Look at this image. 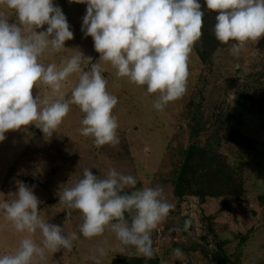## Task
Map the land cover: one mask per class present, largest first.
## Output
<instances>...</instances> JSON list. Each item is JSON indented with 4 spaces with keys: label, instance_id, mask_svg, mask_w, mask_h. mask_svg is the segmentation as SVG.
I'll return each mask as SVG.
<instances>
[{
    "label": "rangeland",
    "instance_id": "obj_1",
    "mask_svg": "<svg viewBox=\"0 0 264 264\" xmlns=\"http://www.w3.org/2000/svg\"><path fill=\"white\" fill-rule=\"evenodd\" d=\"M53 3L62 8L74 38L65 42L62 51L45 53L40 62L60 67L79 50L92 58L82 70H90L91 63L101 64L106 90L118 98L112 115L117 118L120 144L95 147L92 137L81 134L85 114L77 105H70L52 136L34 124L5 133L6 139L0 142V200L11 199L9 193L23 182L40 200L43 219L63 227L65 235L79 237L70 251L48 253L42 264H94L91 257L99 255L101 247L107 252L100 257L101 264L145 259L131 246L121 250L109 228L91 239L80 233L82 214L68 209L59 197L63 187H73L83 178L84 169L101 178L115 169L134 176L137 188H163L174 208L152 232L155 257L150 260L158 264H264V36L257 43L248 41L240 55L233 56L229 48L236 41L222 44L214 37L217 13L200 0L202 36L189 55L187 91L158 111L153 104L159 93H147L146 85L117 77L110 62L98 61L100 53L92 37L81 31L87 5L74 0ZM0 14L9 23L16 22L14 10L4 5ZM78 78L79 73H73L64 83L66 99ZM32 92L34 98L56 99L43 84L34 86ZM196 145L193 167L180 181L187 152ZM27 235L17 232L0 212V256L12 254ZM33 239L40 244L42 237L37 233ZM176 248L182 251L179 258L173 255ZM216 254L221 262L215 261Z\"/></svg>",
    "mask_w": 264,
    "mask_h": 264
},
{
    "label": "clouds",
    "instance_id": "obj_2",
    "mask_svg": "<svg viewBox=\"0 0 264 264\" xmlns=\"http://www.w3.org/2000/svg\"><path fill=\"white\" fill-rule=\"evenodd\" d=\"M86 4L81 31L92 37L98 61L110 62L116 76L126 77L137 86H147V93H159L153 107L163 111L170 102L184 96L189 76L188 60L193 45L202 36L203 16L200 0H74ZM0 5L14 10L16 22L9 23L0 14V142L5 133L34 124L52 136L77 105L85 114L81 134L92 137L100 148L120 144L117 118L112 115L118 98L106 90L107 80L99 62L77 51L58 67L45 66V53L65 49L74 38L62 8L53 0H0ZM208 10L217 13L215 38L222 44L236 41L229 48L239 56L248 41L264 36V0H204ZM47 25L46 30L37 31ZM27 33V34H25ZM79 73L70 99L62 91L67 78ZM43 84L56 96L54 102L33 97V88ZM137 180L115 169L106 178L84 169L83 178L73 187H63L59 197L68 209L83 216L80 233L91 239L102 236L106 228L115 234L118 247H133L146 260L155 257L152 232L174 208L160 186L137 188ZM34 187V186H33ZM125 189H133L130 193ZM0 200V212L17 232L27 233L12 254L0 256V264H42L48 253L71 250L76 233L65 235L63 227L49 223L40 215V200L33 188L17 183V191ZM71 212H67V216ZM185 222V228L188 226ZM37 233L41 243L34 241ZM91 257L101 264L105 248ZM173 255L182 256L179 248Z\"/></svg>",
    "mask_w": 264,
    "mask_h": 264
},
{
    "label": "trees",
    "instance_id": "obj_3",
    "mask_svg": "<svg viewBox=\"0 0 264 264\" xmlns=\"http://www.w3.org/2000/svg\"><path fill=\"white\" fill-rule=\"evenodd\" d=\"M215 37V36H214ZM198 151V147L196 146H191L187 152V156L185 158L184 164L181 166V173L179 175L180 181L183 180L184 176L186 175V173L189 171L190 167H193V160L195 154H193L195 151ZM220 257L219 254H216L214 256L215 261L221 262L220 259H218ZM158 260H146V259H139V258H134V259H127L125 264H158Z\"/></svg>",
    "mask_w": 264,
    "mask_h": 264
}]
</instances>
